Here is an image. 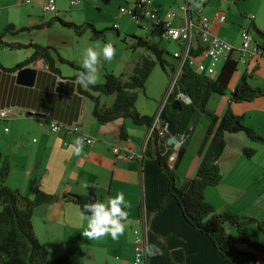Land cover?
Segmentation results:
<instances>
[{
  "label": "crops",
  "instance_id": "crops-1",
  "mask_svg": "<svg viewBox=\"0 0 264 264\" xmlns=\"http://www.w3.org/2000/svg\"><path fill=\"white\" fill-rule=\"evenodd\" d=\"M152 1L161 15L172 9L177 10L181 3V0ZM231 3L235 4L234 8ZM194 4L202 5V14L213 16L218 11L227 16L225 23H214L212 26V31L220 38L234 46L239 44L236 46L239 47L241 32L247 28L253 33L255 44L262 49L257 58L241 62L243 67L235 72L225 94H211L207 110L218 115L222 96L229 91V103L231 91L245 71L251 74L249 80L253 86L264 88V38L257 33V30L264 31V0H194ZM42 5L43 0L32 1L26 14L28 24L25 25L18 22L12 14L3 16V9L13 10L17 4L11 0H0V33L10 23L16 27L44 24L40 29L7 33L2 37L8 44L28 45L24 48L0 46L3 51L8 48L10 51L16 50L11 64L0 60V108L14 106L19 112L28 113L24 117L0 120V150L11 163L6 184L19 189L30 198L39 190L58 196L67 192L82 195L89 187H94L99 201L107 202L119 192L124 194L125 200L130 204L124 233L117 239H112L110 235L98 239L83 236L82 233L87 228V214L82 213L73 202L60 200L37 206L33 213L34 229L41 243L49 249L50 258L69 252L72 264H91L94 253L99 254L107 247L118 246L124 253L129 252L131 255L130 259L124 258L118 264H134L133 230L140 225L144 216L148 225L147 243L157 244L162 250L154 257H147V264H227L210 238L186 221L174 198H170L164 207L159 208L168 192L169 181L155 155V138L148 137L149 126L136 125L130 118H118L106 123L96 119L93 101L79 91V84L75 79L80 74L79 70L73 67L74 71L64 72L63 67L57 65L58 60L67 63L61 58L75 63V54L67 56L61 47H78L87 32L82 35L53 32L56 24L63 25L60 22L46 23L56 16L66 18L61 15L60 10L56 15L45 14ZM230 17L232 23L229 22ZM175 23L181 24V21L176 19ZM230 25L237 26L239 33L236 37L227 30ZM139 27V38L169 50L151 21L145 19ZM42 32L47 34L45 40L40 39ZM108 38L110 43L111 35ZM88 39L93 46L96 42L106 44L105 39L93 37L92 32ZM33 43L50 47L57 72L50 70L43 58L13 69L32 55L34 48L29 45ZM197 45H202L199 39ZM174 47L173 51H177L179 44L174 43ZM233 56L238 57V54ZM202 61L209 67V59L203 58ZM176 63L177 60L174 59L170 64L174 66ZM223 64L219 69L214 68L212 74L205 75L216 78ZM77 65L82 66L81 63ZM27 67L36 70L33 85H28L26 77L20 75L21 70ZM60 82H63L62 88H59ZM113 100L114 98L109 99L104 104L111 105ZM231 108L235 114L243 115L245 123L264 138V96L248 102L232 103ZM200 114L208 117L206 121L197 117L194 134L176 169L178 183L192 178L200 162L197 151L211 122L208 113ZM49 118L78 125L83 133L95 139L94 142L90 145L84 143L80 155H74L70 145L78 135L63 131L52 132ZM149 140L152 155H146V151L142 155L146 143L148 148ZM226 142L224 153L218 160L222 180L205 190V199L217 213L230 211L242 217H255L264 221V158L255 155L256 151L264 148V140L255 141L245 133L237 132L227 134ZM244 148L254 149L251 157L243 153ZM114 149H118L119 154H132L135 158L117 159ZM227 228L228 232L236 234L234 226L229 225ZM246 230L248 233L250 231L254 241L258 237L257 242L264 245V238L259 231H253L248 225ZM238 248L254 255L253 264H264L263 251L244 244L238 245ZM105 259L104 255H100L101 264H111Z\"/></svg>",
  "mask_w": 264,
  "mask_h": 264
},
{
  "label": "trees",
  "instance_id": "trees-1",
  "mask_svg": "<svg viewBox=\"0 0 264 264\" xmlns=\"http://www.w3.org/2000/svg\"><path fill=\"white\" fill-rule=\"evenodd\" d=\"M54 22H60L63 26L73 28L77 35L84 34L88 27H91L93 37L100 38L103 34L102 30L96 29L91 24H77L57 16L46 24ZM43 25L36 27L42 28ZM31 28L33 27H16L13 23L6 25L0 33V46L27 47L28 45L18 43L8 44L2 40V37L7 33L16 34ZM257 33L264 38V31L257 30ZM138 42L146 46L156 56V60L143 58L127 80L109 72L105 74V81L102 84L88 85L87 88H83L78 83L79 91L93 101V114L99 122L106 123L118 118H130L136 125L150 127L154 121L155 116L144 115L138 111L136 107L137 90L145 89L146 81L157 62L164 70L171 65L165 57L169 52L146 39L139 38ZM29 46L34 48L32 55L13 69L43 58L50 70L58 71L49 46L37 43ZM198 53L199 50L193 51L194 55ZM61 60L77 68L80 73L83 71L86 74L82 66L64 58ZM238 64L239 61L235 57L229 56L216 78L195 73L188 64H185L173 93L163 107L162 111H165L166 116L175 124L179 134L185 133L191 120H197L199 113L204 112L211 116V122L205 130L197 151L200 162L192 178H186L181 183L177 182L178 176L175 169L177 151L172 145H168V137L161 138L156 133L152 136L156 143L155 155L169 181L168 192L160 202L159 208L164 207L170 198H174L186 221L210 238L227 264H253L254 255L241 251L238 245H248L264 252V245L254 241L246 230V225L254 222L258 230L264 233V221L255 217H242L230 211L217 213L205 199V190L209 186L219 184L222 180L218 160L226 148V135L243 132L252 140H264L255 129L245 123L243 115L235 114L231 108L232 103L248 102L264 96V88L253 86L249 80L251 74L246 71L231 91L230 101L224 113L220 116L207 110V103L212 93L225 94L233 75L238 70ZM174 66L171 65V72ZM179 93L189 98L183 101L180 110L172 107ZM102 95H114L112 104H102ZM243 153L251 157L254 149L244 148ZM146 155H152L150 140ZM10 171L11 163L0 150V264H72V255L69 252L50 258L49 249L41 243L34 229V209L43 203L63 200L77 204L80 211L88 215L84 212V205L99 201L97 190L89 187L85 194L67 192L63 196L39 190L30 198L19 189L6 184ZM226 225L234 226L236 234L228 232Z\"/></svg>",
  "mask_w": 264,
  "mask_h": 264
},
{
  "label": "rangeland",
  "instance_id": "rangeland-1",
  "mask_svg": "<svg viewBox=\"0 0 264 264\" xmlns=\"http://www.w3.org/2000/svg\"><path fill=\"white\" fill-rule=\"evenodd\" d=\"M11 1L15 2L17 6L13 10L3 9L2 11L3 16H11L12 14V16H15L18 22L27 25L28 18L26 14L28 11V7H30V4H20L19 2H17V0H11ZM56 1L58 6L57 8H59L58 10H60L61 15H63L66 18V21H72L77 24L86 23L95 26L96 29L103 31L102 37L100 38H102V40L105 39L106 43H109L108 36L110 37L111 35L110 43L113 45V47L116 50L115 55L111 61H104L102 57L99 55V49L98 48L96 49L98 52V63L96 65L97 81L95 84L104 83L106 72L114 73L117 76H120L123 80H127L134 73L135 69L139 66L143 58L147 57L156 60V56L146 46L140 45L138 42V38H139L138 32L140 30L139 24L135 20H133L129 15H123L119 11L120 6L122 4L126 5L127 2H131L132 0H81L79 6H72L70 3L71 0H56ZM180 2L181 1H179V3ZM231 7L234 8L235 4L231 3ZM56 14L57 12L52 13V15H56ZM47 15H51V14H47ZM229 22L231 23L233 22L231 20V17L229 19ZM214 23L221 24L220 22H213V24ZM36 28L37 27H33L31 29L34 30ZM227 30L234 37H236L239 33L237 26L230 25L228 26ZM52 31L62 32L65 35L76 34L73 28L66 26L65 27L59 26V24H56V26L52 29ZM85 32L87 33L83 37L82 42L78 47L76 46L74 49L71 46L61 47L62 52L65 53L67 56H72V54H75L76 64L79 63L82 64L85 49L89 47L95 48L97 44H99L101 47L104 45L101 44V42H96L97 44H95L94 46L91 44L90 40L88 39L90 38L92 32L91 27H88V29ZM46 38H47V34L42 32V34L40 35V39L45 40ZM162 41L167 45V48H169L168 50L169 54H166L165 57L169 63H172L174 61V57H173V53H174L173 50L175 49L174 43L176 42L168 41L166 39H162ZM4 50L5 51H3L2 48H0V60H3L11 64L15 59L16 50L10 51L11 50L10 48ZM20 51L24 52V50H20ZM223 62L224 61L214 62V63L211 62V64L214 65L215 68L219 69L223 64ZM57 65L62 66L64 72L74 71L76 69V68L74 69L73 66H71L70 64L61 63L59 60ZM170 67L171 65L170 66L168 65L167 69L164 70L162 69L161 65L157 62L146 81L145 89L137 90L136 107L139 112L143 113L144 115L154 116L156 115L157 112L163 110L164 107L163 103L171 83L170 76L172 72ZM242 67L243 64L240 62L238 65V70L240 71ZM229 94L230 92L228 91L227 95L222 96L223 98L221 100L217 113L220 116L224 113L226 107L228 106ZM101 97H102L101 103L104 104L106 102H109L107 100L114 98V95H102ZM197 116L198 119H203L205 121L206 118L208 117L206 114H200V113ZM255 155L256 157L262 156L264 158V148L261 151H256ZM247 225L248 227H252L253 231L256 230L259 231L256 223L249 222ZM228 226L229 225H227L226 228ZM259 233L262 235V238H264V233L260 231ZM248 234L249 235L251 234L250 231ZM257 238L258 237L255 238L256 242L258 241ZM126 248L128 249L127 241H126ZM100 255H104L105 258H107L105 260H108L111 264L112 263L118 264L124 258L126 259L131 258L129 252L124 253V250H122L118 246H111V247H107L99 254L94 253V259L91 264H101Z\"/></svg>",
  "mask_w": 264,
  "mask_h": 264
},
{
  "label": "built area",
  "instance_id": "built-area-1",
  "mask_svg": "<svg viewBox=\"0 0 264 264\" xmlns=\"http://www.w3.org/2000/svg\"><path fill=\"white\" fill-rule=\"evenodd\" d=\"M33 0H19L22 4H31ZM81 0H71L72 6H78ZM42 10L45 14H52L58 11L56 0H43ZM120 13L129 15L138 24L145 19L152 22L153 26L159 31V36L168 41H174L179 44V49L174 51L173 57L177 60L174 70L171 73L170 88L167 92L163 105L169 100L173 93L182 69L188 64L195 73L212 74L214 71V62L226 60L229 56L235 57L239 62H246L249 59L257 58L261 55L262 49L254 42L253 33L244 28L241 32V43L239 47L234 46L228 41L220 38L212 31L213 22L225 23L227 16L224 13L216 12L213 16L202 14V5L195 6L194 0H181L178 9H172L161 15L157 7L153 5L152 0H132L124 6L120 7ZM179 19L181 24H176L175 20ZM202 45H197V40ZM199 50L197 55L193 51ZM203 58L210 60L209 67L202 61ZM185 96L179 93L177 98L183 99ZM160 111L154 118L152 125L149 127L148 137L157 134L164 138L168 136L166 124L161 119ZM28 113L18 111L14 106L0 108V120H6L16 116L24 117ZM50 129L52 132H68L75 133L78 137H84L85 144H92L94 138L82 132L78 125L65 124L55 119L49 118ZM147 149V143L143 148V153ZM117 159H134L132 154H119L118 149H114ZM148 225L144 216L141 223L133 230L135 260L134 264H147V255L144 254V246L147 244Z\"/></svg>",
  "mask_w": 264,
  "mask_h": 264
},
{
  "label": "clouds",
  "instance_id": "clouds-1",
  "mask_svg": "<svg viewBox=\"0 0 264 264\" xmlns=\"http://www.w3.org/2000/svg\"><path fill=\"white\" fill-rule=\"evenodd\" d=\"M97 48L104 61H111L115 55L116 50L111 43H106L102 47L97 44L95 48L85 49L82 69L86 70V74L82 71L76 78V82L84 88H87L88 85H94L97 81ZM83 144L84 137L74 139L73 144L70 145L74 155H80ZM128 208H130L129 202L125 200L124 194L119 192L114 198L108 199L107 202L97 201L85 204L84 212L88 213L85 217L87 228L82 235L89 239H98L105 235L117 239L120 235H123L125 224L128 222ZM161 252L162 250L157 244L147 243L144 246V254L148 257H154Z\"/></svg>",
  "mask_w": 264,
  "mask_h": 264
},
{
  "label": "water",
  "instance_id": "water-1",
  "mask_svg": "<svg viewBox=\"0 0 264 264\" xmlns=\"http://www.w3.org/2000/svg\"><path fill=\"white\" fill-rule=\"evenodd\" d=\"M20 75L26 77V83L28 85H33L35 81L36 70L34 68L27 67L21 70ZM62 85H63V82H60L59 88H62ZM184 96L185 97L183 99L176 98V100L172 103V107L174 109L180 110L182 108L183 101H187L189 99L186 95ZM161 119L166 124V129L168 132V136H167L168 142L167 143L168 145H172L173 148L177 151V157L175 160V169H177L186 152V149L191 140V137L194 134L197 121L195 119H192L185 133L179 134L176 130L175 124L166 116L165 111L161 112Z\"/></svg>",
  "mask_w": 264,
  "mask_h": 264
}]
</instances>
